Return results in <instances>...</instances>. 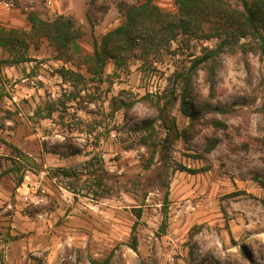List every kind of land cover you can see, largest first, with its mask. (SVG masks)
I'll return each instance as SVG.
<instances>
[{
    "label": "rangeland",
    "instance_id": "obj_1",
    "mask_svg": "<svg viewBox=\"0 0 264 264\" xmlns=\"http://www.w3.org/2000/svg\"><path fill=\"white\" fill-rule=\"evenodd\" d=\"M145 1L0 0L6 29L29 32L30 12L72 17L82 53L28 34L26 60L10 65L0 48V264H264V56L228 48L199 68L191 88L200 109L191 118L177 101L183 136L162 158L159 103L174 74L219 39L180 38L146 57L135 50L95 75L85 56L125 20L126 6ZM151 1L177 12L176 0ZM62 168L83 173L67 178Z\"/></svg>",
    "mask_w": 264,
    "mask_h": 264
},
{
    "label": "trees",
    "instance_id": "obj_2",
    "mask_svg": "<svg viewBox=\"0 0 264 264\" xmlns=\"http://www.w3.org/2000/svg\"><path fill=\"white\" fill-rule=\"evenodd\" d=\"M242 8L235 6L229 0H176L177 12L163 10L151 0H146L140 4L126 6L125 20L116 28L108 31L100 43L95 44L93 55H86V59L94 62L95 75L102 74L107 60L115 59L117 63L124 54H131L137 50L136 56L146 57L150 51L160 45L170 44L180 38L192 42L193 39H219L216 48L205 47L201 55H196L186 72L174 74L175 82L173 89L168 94L165 102L158 109V119L167 129L164 151L162 158L167 159L173 140L171 137L179 139L183 136V130H179L176 118L172 115V109L180 99L181 109L184 114L195 118L199 111V103L195 100L191 81L192 76L203 65L215 60L218 55L226 49L240 48L244 55L250 52L264 56V0H239ZM28 20L31 24L29 32L23 29H6L0 27V48L12 54L11 60H7L10 65L18 64L26 60L28 49L27 35L35 36L39 39L46 38L60 52L82 56L79 44L80 32L76 28L72 17L64 15L56 16L53 19L42 18L37 13L30 12ZM242 39L246 42L241 43ZM139 52V53H138ZM248 63V62H247ZM69 73L79 74L69 71ZM214 72L209 73L208 81L214 84ZM178 83L184 84L177 92ZM206 111H217L225 113L227 109L213 107L211 104L205 105ZM148 124V122H145ZM223 125V124H219ZM217 144L214 140L208 151L210 152ZM30 167L35 165V161L27 154H22ZM182 170L193 173L198 169L187 168L179 164ZM85 169H91L90 175L98 177L103 181L104 175H99L95 171L91 162L85 164ZM59 175L67 178H77L83 171L73 169L56 170ZM102 185V184H101ZM104 189V188H103ZM168 203V192L165 197ZM142 216V211L138 210L137 217ZM168 210H165L163 227L167 225ZM134 250L138 249L136 236L131 242ZM244 251V250H243ZM90 264H110V257L100 260L90 257Z\"/></svg>",
    "mask_w": 264,
    "mask_h": 264
},
{
    "label": "built area",
    "instance_id": "obj_3",
    "mask_svg": "<svg viewBox=\"0 0 264 264\" xmlns=\"http://www.w3.org/2000/svg\"><path fill=\"white\" fill-rule=\"evenodd\" d=\"M3 5L6 6V7H10V3H8V2H4ZM8 208L12 209V204H9Z\"/></svg>",
    "mask_w": 264,
    "mask_h": 264
}]
</instances>
